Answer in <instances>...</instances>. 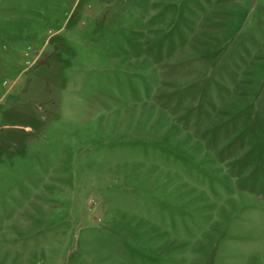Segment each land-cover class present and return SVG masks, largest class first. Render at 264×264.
<instances>
[{
  "label": "rangeland",
  "instance_id": "obj_1",
  "mask_svg": "<svg viewBox=\"0 0 264 264\" xmlns=\"http://www.w3.org/2000/svg\"><path fill=\"white\" fill-rule=\"evenodd\" d=\"M0 264H264V0H0Z\"/></svg>",
  "mask_w": 264,
  "mask_h": 264
}]
</instances>
